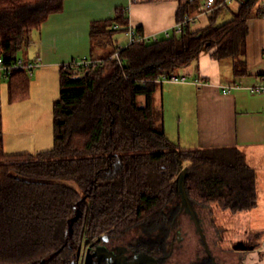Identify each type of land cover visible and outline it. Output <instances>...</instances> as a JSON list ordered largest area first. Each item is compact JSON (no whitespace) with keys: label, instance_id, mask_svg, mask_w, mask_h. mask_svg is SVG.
Returning a JSON list of instances; mask_svg holds the SVG:
<instances>
[{"label":"trees","instance_id":"1","mask_svg":"<svg viewBox=\"0 0 264 264\" xmlns=\"http://www.w3.org/2000/svg\"><path fill=\"white\" fill-rule=\"evenodd\" d=\"M65 1L0 0L5 66L19 59ZM240 1L221 25L187 26L181 35L121 51L103 41L115 34L114 21L92 24L89 58L96 60L93 52L100 50L101 63L61 66L53 148L36 156L6 155L0 133V264H77L82 247L93 251L105 238L133 234L124 246L133 255L166 262L170 208L178 196L195 217L197 209L237 215L258 206L256 173L244 154L237 148L181 149L166 135L157 97L158 80L188 68L204 50L214 60H232L236 78L247 76V22L262 15L264 0ZM199 3L180 0L177 22L193 17ZM7 79L10 101L24 99L28 71L14 69ZM204 264L215 263L209 256Z\"/></svg>","mask_w":264,"mask_h":264},{"label":"crops","instance_id":"2","mask_svg":"<svg viewBox=\"0 0 264 264\" xmlns=\"http://www.w3.org/2000/svg\"><path fill=\"white\" fill-rule=\"evenodd\" d=\"M204 2L200 0L199 6ZM241 2L231 1L207 20L198 17L191 29L230 21ZM263 2L262 15L247 22V76L236 78L232 60H214L204 50L192 65L176 72L188 76L189 83H163L157 95L163 105L165 132L172 142L184 150L237 148L256 173L257 190L264 187V93L253 94L249 88L264 86ZM179 7L180 0H66L63 11L51 15L33 34L32 44L19 54L20 60L41 64L29 76L24 99L10 101L3 74L0 133L5 154L36 156L53 148V108L60 97L61 66L91 56L93 23L114 21L115 34L103 40L113 49L127 44L129 26L161 38L173 31ZM118 16L127 18V25L115 21ZM93 54L96 59L101 56L100 50ZM197 79L204 85H195ZM235 84L241 88L222 92Z\"/></svg>","mask_w":264,"mask_h":264},{"label":"rangeland","instance_id":"3","mask_svg":"<svg viewBox=\"0 0 264 264\" xmlns=\"http://www.w3.org/2000/svg\"><path fill=\"white\" fill-rule=\"evenodd\" d=\"M207 18L202 16L201 19ZM109 47L107 49H111ZM257 195L258 206L251 213L232 215L215 209L211 214L195 209L196 217L186 203L180 202L181 195L178 196L170 208L174 220L168 222L169 233L165 240L170 255L164 264H204L209 256L215 264H264V187H258ZM136 236L129 235L108 246H99L103 254L82 247L78 264H118L114 247L126 246ZM251 240L255 246L248 248ZM241 242L247 248L240 246ZM104 253H109L111 258ZM134 256L139 262L156 260L143 253Z\"/></svg>","mask_w":264,"mask_h":264},{"label":"built area","instance_id":"4","mask_svg":"<svg viewBox=\"0 0 264 264\" xmlns=\"http://www.w3.org/2000/svg\"><path fill=\"white\" fill-rule=\"evenodd\" d=\"M233 0H224L221 3H217L216 0H205L203 4H201L198 7V15L193 17H186L183 21L177 22L176 26L174 27L173 31H167L164 33L163 37H159L158 35H148L143 33L142 31L129 26L126 30V36H127V44L125 46H120L119 51L123 50L129 45L133 44H154L160 42L162 39H170L173 35H181L185 28L187 26H192L198 17L204 16V17H211L215 14V12L220 7H225L226 4L230 3ZM263 8H264V2H263ZM264 55V50H263ZM118 59V53L114 54L111 57V60ZM101 63V60H92L88 57H84L81 59L73 60L70 63L66 64V66H71L75 68H90L94 64ZM118 63L121 65V61H118ZM40 62L38 60L25 62L23 60L18 59L13 65L11 66H5L3 59H0V71L3 72L5 77H9L11 72L14 69H21L25 68L28 71L29 76H32L34 71L40 67ZM158 82L160 83H175V84H187L189 83V77L186 75H178L177 73L171 74L168 76L161 77ZM194 84L197 86L204 85V82L200 80H195ZM240 84H235L232 87H228L222 90L224 94H229L232 92L233 89H240ZM250 92L253 94H261L264 93V86H256V87H250Z\"/></svg>","mask_w":264,"mask_h":264},{"label":"flooded vegetation","instance_id":"5","mask_svg":"<svg viewBox=\"0 0 264 264\" xmlns=\"http://www.w3.org/2000/svg\"><path fill=\"white\" fill-rule=\"evenodd\" d=\"M104 241H105V243L101 244L99 246H102V245L108 246L111 242L117 241V240H109L108 238H105ZM253 245L255 246V243L251 240L248 243L247 247L249 248ZM99 246H97L95 249H93V251H95V253L98 252V254H103V252L98 249ZM240 246L247 248L243 242H241ZM114 248H116V250H117L116 252H117L118 256H116V259H117L118 264H164L165 263V262H160L157 259L152 260L150 262H139V261H137V259H135L133 252L129 248L124 247V246L123 247L122 246H119V247L115 246ZM88 251H90V250L88 249ZM90 252H92V251H90ZM104 254L106 256H109V258H111V255L109 253H104ZM78 263H79V261H77V264Z\"/></svg>","mask_w":264,"mask_h":264},{"label":"bare ground","instance_id":"6","mask_svg":"<svg viewBox=\"0 0 264 264\" xmlns=\"http://www.w3.org/2000/svg\"><path fill=\"white\" fill-rule=\"evenodd\" d=\"M98 60V59H97ZM159 118V117H158Z\"/></svg>","mask_w":264,"mask_h":264}]
</instances>
